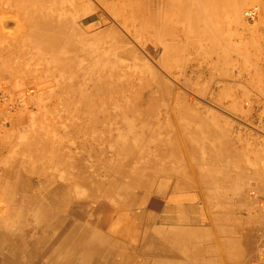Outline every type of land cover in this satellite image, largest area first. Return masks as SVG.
Returning <instances> with one entry per match:
<instances>
[{"label": "rangeland", "instance_id": "obj_1", "mask_svg": "<svg viewBox=\"0 0 264 264\" xmlns=\"http://www.w3.org/2000/svg\"><path fill=\"white\" fill-rule=\"evenodd\" d=\"M260 1L0 0V79L27 91L0 132V228L30 240L42 222L28 197L43 191L36 182L20 191L19 172L29 181L45 171L46 188L64 186L45 197L68 212L52 209L53 225L98 209L85 218L100 249L139 243L140 234L135 244L116 238L115 222L149 220L155 197L162 222L159 201L195 189L205 213L194 222L200 232L187 234L186 261L157 264H252L264 237L263 211L248 195L264 192V18L243 11ZM79 16L91 26L87 43L71 28ZM28 248L18 255L0 244V255L40 264L38 245ZM81 250L73 264L100 257Z\"/></svg>", "mask_w": 264, "mask_h": 264}, {"label": "bare ground", "instance_id": "obj_2", "mask_svg": "<svg viewBox=\"0 0 264 264\" xmlns=\"http://www.w3.org/2000/svg\"><path fill=\"white\" fill-rule=\"evenodd\" d=\"M86 1L87 0H81V2H86ZM212 2L213 3H217L218 0H212ZM146 3H147V1H146ZM229 10L231 12V15L236 17V15H237V5H231ZM81 17L82 16L75 17V19L72 22V27L71 28H72V31H73L74 34H78L82 38L83 42L87 43L88 39H89V37L87 36V32L89 31V28L91 26L86 24V20H81L82 19ZM145 18L146 17H144V19ZM142 21H143V19H142ZM15 24H16V22H15ZM12 25H14V23ZM12 25L10 27L11 30L13 28ZM17 25H18V22H17ZM8 27H9V25H8ZM41 27L43 29H49V28H51V23H43L41 25ZM227 43H229V40H228ZM179 152H180V150H179ZM12 170H13V165H10L9 168L6 170V174L7 175L8 174H12L11 173ZM36 173H37V177L35 179L31 178V179H29V181H27L28 179H26V180L23 179L22 181H20L22 179V176L23 177L24 176L29 177V176L25 172H19L20 175H18V179H17V188L20 191H23V192L24 191H29V190L34 188V184H36V183H37L36 185L38 186V189L43 191L42 193L39 192V193H36L34 195H29V197H28V195L23 193V195L25 194L28 198H30L29 202L31 204H33L34 206H36L37 207L36 209H44V213H43L44 216H43L42 222L40 223L39 226H37L35 228V236L32 239H30V240H28L26 238H22L21 239L19 236H17L19 238L18 239L17 237H14V233H12V231L9 228L10 226L5 224L6 227L4 226V229L0 228V231H2V233L0 232V244H4L6 246H8V245H13L14 246L15 245L16 246V250H17L16 252H17L18 255L23 254V253L28 255L29 254V248L28 247L30 245L31 246L38 245V249H37L36 252H37L38 255L41 256V258L44 259L40 264H73V258H71L70 254H74L76 252H79L80 248H82L81 254H83V255L86 254V253L87 254H93L94 256L97 255L98 253L100 254V257H97V258L91 257L89 260L79 259V261L83 260L84 264L90 263V262L92 264H136L137 261L136 260L133 261L134 255H130L131 251L133 249L132 245H130L128 247L125 246V245H122L121 247H119L120 246L119 245L117 247H111V248L109 247L108 248V242H107V248H102L101 247V249H100L98 247V244H96L93 247V245L95 243V238H94L95 235L92 233V225L93 224H92L91 220H87L85 218V215L94 213L98 209H90L89 211L86 209L85 212L87 214H85V213H78L77 214V212H73L72 211L71 215H74L76 218H80L81 220L85 219L86 223H84L83 225H78V223L75 222L76 218L75 219H70L69 215L62 222H59L58 224L53 225L52 223H50L49 220H48V215L49 214L52 215L53 212H55L54 214H56V213H58V214H68V212L66 210H62V209L58 210V209H56L55 207L58 206V205L55 203V201H53V200L47 201V200H45L46 199L45 197H54V192L58 191V190L61 191V189L64 186L62 184H58L57 183V184H55L54 189L46 188V186H47L49 180L51 179V177H49L47 175L48 173L45 172V171H37L36 170ZM179 174L181 175V173H179ZM88 178H89V176H88ZM226 179H227L226 181L231 183L230 188L232 189V192L233 193L236 192L238 194L239 183H237V182H239V179H236L235 181H234L233 178H230V177L226 178ZM34 182H36V183H34ZM11 196H12V194H11ZM6 198H8V196ZM18 199H16V201H18ZM0 202H2V201H0ZM93 202L96 203L97 207L99 209H102L104 212H106L108 214L110 212L113 213L112 209H109L108 204L105 205L102 201L98 202L97 200H94ZM20 203H21V201H20ZM71 204L75 206V203L73 201H71ZM78 204L80 205V203H78ZM83 204H85L86 206L88 205L87 202H85ZM51 206H53V207H51ZM17 208H19V207H17ZM17 208H14V209H17ZM69 208L72 209L73 207H71V205H70ZM3 209H4V207H3ZM52 209H54L53 212H52ZM4 211H5V209H4ZM9 211L10 210H8V212ZM11 211H13V210H11ZM150 216H148L149 220L143 221V222H139L137 224L136 223H125L126 222L125 220H124L125 221L124 223L115 222L116 226L114 228H112V229H113L114 234L116 235V238H120V239H123V240L134 239L133 243L135 244V240H139V239H136L138 237L139 232L142 231V241H140L141 247H140V250H139V256H141V258H140V263L139 264H155L156 262H153V260L151 261V259H152L151 257L154 255V252L157 254L158 257H161L163 259L164 258L166 259V258H168L171 255L181 258L183 256V254H184V251H185L184 249L182 250V247H183L184 244H188L187 243V239H188L187 235H185L183 233H180V234L176 233V236H174V237L177 238V239H176V241H174L173 239H170V237H168L169 234L165 233L164 230H159L158 229L156 231L158 237L156 238L155 236L152 235V233H155V230H153L151 228L150 224H149L152 221ZM93 223H94V221H93ZM0 224H2V222ZM94 224H95V227L98 226L96 222ZM103 224L104 223L101 222L99 224V226L101 228H103L104 227ZM2 225H4V224H2ZM7 226H9V227H7ZM49 227L52 228V232L50 234L46 233V229H48ZM79 227H81L80 230H82L83 233H78V235H76L75 233H76V231H77V229ZM139 228L141 230H139ZM117 240L120 241L119 239H117ZM136 244H135V247H136ZM190 244H192V243L190 242ZM227 244H228V242H227ZM235 244H234V246H235ZM229 246H230V244H229ZM92 247H93V249H92ZM227 247H228V245H227ZM231 247H232V245H231ZM228 249H229V247H228ZM229 250H228V252H229ZM234 251H236V250H234ZM234 251H232V252L234 253ZM0 254H1V251H0ZM14 255L15 254H12L10 258L0 255V261H4L6 264H10V263L20 264V262L17 259L18 256L15 255V257H14ZM231 257H232V255H231ZM162 261H164V260H162ZM158 262H160V261L158 260Z\"/></svg>", "mask_w": 264, "mask_h": 264}, {"label": "crops", "instance_id": "obj_3", "mask_svg": "<svg viewBox=\"0 0 264 264\" xmlns=\"http://www.w3.org/2000/svg\"><path fill=\"white\" fill-rule=\"evenodd\" d=\"M172 180H176V179L173 178ZM179 181H181V179ZM197 196L198 195L195 189H181L179 191L174 192L173 195L170 196L171 199L169 197L165 201L163 200L159 201L160 205L163 206L161 207L163 211H160L161 216H164V221L162 222L160 221L158 222L156 220V216L158 213L157 212V209H158L157 200L158 199L157 197L152 199V203H151L152 207H150L149 209L150 215L154 216V220H152L149 223L151 228L155 230V233H152V235L157 238L158 236H157L156 231L158 229L164 230L165 233L169 234L168 237H170V239H173L174 241H176L177 238L174 237L176 236V233L178 234L183 233L187 235L195 231L200 232L198 223L194 224V222L200 220V217L205 213V209H199L198 208L199 205L196 207V203L198 201ZM139 230L141 229L139 228ZM139 234L142 235L141 232H139ZM126 246H130V245H126ZM140 247H141L140 242L136 244V247L135 245L132 244L133 249L130 254V255H134L133 261L136 260L137 264L140 263V258H141V256H139ZM151 258H152L151 261L153 260V262H156V263L158 262V260L159 261L164 260V262L166 263H170V262L182 263L186 261L184 256L179 258L173 255L169 256L166 259L165 258L163 259L161 257H158L155 252Z\"/></svg>", "mask_w": 264, "mask_h": 264}, {"label": "built area", "instance_id": "obj_4", "mask_svg": "<svg viewBox=\"0 0 264 264\" xmlns=\"http://www.w3.org/2000/svg\"><path fill=\"white\" fill-rule=\"evenodd\" d=\"M243 16L248 21L264 18V0L245 8ZM26 95L27 91H13L9 85L0 79V132L3 127L9 125L13 112L23 103ZM248 195L250 200L256 203L264 214V192H259L256 188L251 187L248 190ZM252 264H264V237L259 244L258 252Z\"/></svg>", "mask_w": 264, "mask_h": 264}]
</instances>
